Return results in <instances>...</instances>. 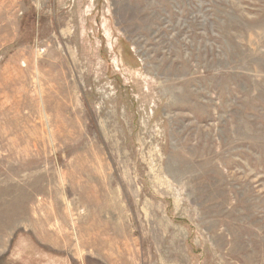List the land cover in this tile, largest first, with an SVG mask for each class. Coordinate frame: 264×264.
Here are the masks:
<instances>
[{"label": "rangeland", "instance_id": "obj_1", "mask_svg": "<svg viewBox=\"0 0 264 264\" xmlns=\"http://www.w3.org/2000/svg\"><path fill=\"white\" fill-rule=\"evenodd\" d=\"M0 264H264V0H0Z\"/></svg>", "mask_w": 264, "mask_h": 264}]
</instances>
